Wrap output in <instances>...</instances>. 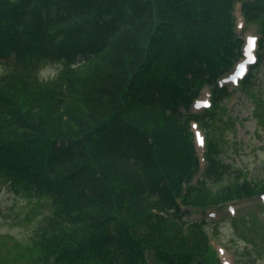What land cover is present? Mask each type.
<instances>
[{"label":"trees","instance_id":"obj_1","mask_svg":"<svg viewBox=\"0 0 264 264\" xmlns=\"http://www.w3.org/2000/svg\"><path fill=\"white\" fill-rule=\"evenodd\" d=\"M236 1L0 0V179L52 206L31 264H219L178 199L206 209L264 190L215 136L229 95L216 80L241 53ZM243 9L264 37V0ZM49 62L62 66L45 79ZM205 84L215 102L198 115ZM193 118L209 133L195 184Z\"/></svg>","mask_w":264,"mask_h":264},{"label":"rangeland","instance_id":"obj_2","mask_svg":"<svg viewBox=\"0 0 264 264\" xmlns=\"http://www.w3.org/2000/svg\"><path fill=\"white\" fill-rule=\"evenodd\" d=\"M237 21V32L243 37L250 33L260 36L255 31L257 24L245 23L242 27V18ZM260 64L247 92L236 87L233 100L222 107L221 117L227 118V122L218 120L214 125L219 129L215 136L224 140L219 143L225 161L257 179L264 177V58ZM61 66L49 62L40 69V76L52 78ZM4 70V65L0 66V77ZM204 93L209 96L207 89ZM235 208V217L222 216L228 212L225 207H220L217 214H207L209 223L205 226L220 263L264 264V200L260 196L242 200ZM51 209L49 197L30 199L0 179V264L33 263L36 254L31 250V236ZM191 217L200 215L193 213Z\"/></svg>","mask_w":264,"mask_h":264}]
</instances>
